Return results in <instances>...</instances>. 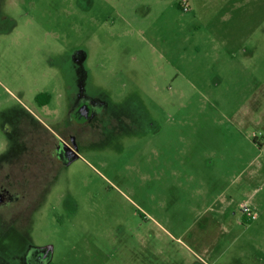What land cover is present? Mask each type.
Listing matches in <instances>:
<instances>
[{"label": "rangeland", "instance_id": "1", "mask_svg": "<svg viewBox=\"0 0 264 264\" xmlns=\"http://www.w3.org/2000/svg\"><path fill=\"white\" fill-rule=\"evenodd\" d=\"M179 3L0 0V161L85 122L30 213L0 211V264H264L241 213L264 195V0Z\"/></svg>", "mask_w": 264, "mask_h": 264}, {"label": "flooded vegetation", "instance_id": "2", "mask_svg": "<svg viewBox=\"0 0 264 264\" xmlns=\"http://www.w3.org/2000/svg\"><path fill=\"white\" fill-rule=\"evenodd\" d=\"M46 95L37 96L39 104V98ZM45 107L40 105L41 110ZM80 121H75L74 128L68 131L57 125L53 130L40 121L33 137L36 145L27 144L21 161H0V211L11 214L14 219L27 211L30 213V199L43 195L47 181L77 157L76 140L85 126V122Z\"/></svg>", "mask_w": 264, "mask_h": 264}, {"label": "crops", "instance_id": "3", "mask_svg": "<svg viewBox=\"0 0 264 264\" xmlns=\"http://www.w3.org/2000/svg\"><path fill=\"white\" fill-rule=\"evenodd\" d=\"M199 1V0H190L192 6L195 8L196 11L199 10V7L197 6L196 2ZM251 2H255L256 0H250ZM255 12H252L251 14H249L246 18L250 20V22L253 23V20H255ZM248 21V20H247ZM240 24H235V28L232 29V28H224L222 30L219 31V33L216 34V36L221 39V42H217L219 44V51L223 52L225 54V52H229L233 47H235L237 44L238 45H241L242 44V37L243 36H251L252 35V31H249L246 29V32L245 31H238L237 29L240 27L242 28L243 25H242V22H241V19H240ZM253 26V24H252ZM245 33V35H243ZM233 36H235L234 38H232ZM227 37L229 38H232L230 40L227 39ZM242 48V51H243V47L241 46ZM240 66L243 65V63H239ZM256 139V137H255ZM264 142V140H263ZM260 146V145H259ZM261 146H262V143H261ZM264 184V183H263ZM255 194L258 195V193L255 191ZM217 199H219L222 203H223V213H226V210H227V207H226V204H227V201L226 199L224 198V195L222 196V194L218 195ZM207 205L209 204L210 205V202L206 203ZM248 205H250L254 210L255 212L257 213L258 215V218L256 221H259V223L262 222V219L264 217V195L263 197L261 198H257L256 195L255 196H252L251 197V200L249 201ZM209 212H211V208L208 209Z\"/></svg>", "mask_w": 264, "mask_h": 264}, {"label": "built area", "instance_id": "4", "mask_svg": "<svg viewBox=\"0 0 264 264\" xmlns=\"http://www.w3.org/2000/svg\"><path fill=\"white\" fill-rule=\"evenodd\" d=\"M179 5L184 12L191 11L190 0H180ZM241 213L244 216V218L249 222H255L258 218V215L255 212V210L250 205L247 204L242 206Z\"/></svg>", "mask_w": 264, "mask_h": 264}, {"label": "trees", "instance_id": "5", "mask_svg": "<svg viewBox=\"0 0 264 264\" xmlns=\"http://www.w3.org/2000/svg\"><path fill=\"white\" fill-rule=\"evenodd\" d=\"M42 98H43V97L39 98V102L41 103V105H45V104H46V101H43ZM48 98H50L49 95H48ZM48 100H50V99H48ZM42 101H43V102H42ZM245 222H246V223H252V222L247 221L246 219H245Z\"/></svg>", "mask_w": 264, "mask_h": 264}]
</instances>
